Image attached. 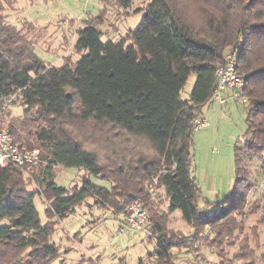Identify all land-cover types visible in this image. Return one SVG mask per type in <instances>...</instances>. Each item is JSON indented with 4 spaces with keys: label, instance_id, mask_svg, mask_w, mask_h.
<instances>
[{
    "label": "trees",
    "instance_id": "obj_1",
    "mask_svg": "<svg viewBox=\"0 0 264 264\" xmlns=\"http://www.w3.org/2000/svg\"><path fill=\"white\" fill-rule=\"evenodd\" d=\"M3 1L0 106L17 96L23 113L6 126L20 145L38 147L42 162L25 171L0 166V220L8 219L0 225V264H54L59 249L51 240L52 218L63 219L87 197L124 215L133 200L144 205L151 200L156 182L168 196V210L179 209L194 232L242 205L255 184L242 162L264 154V0H150L137 27L118 41L101 40V12L77 29L73 48L79 59L60 66L35 54L30 27L5 20ZM132 2L114 0L123 9ZM191 7L200 21L193 19ZM226 51L236 53L244 81L247 128L243 144L234 147L230 194L235 201L223 212H206L199 209L201 190L190 170L192 121L212 100L216 68ZM191 74L195 82L188 98L181 99ZM88 122L107 126L106 164L77 139L74 126ZM57 166L83 168L111 185L99 186L84 176L81 186H58ZM260 167L264 170V161ZM30 182L37 190L27 188ZM36 193L45 203V223L34 204ZM149 211L146 228L155 248L147 256L168 263L171 249L187 247L191 239L168 232L163 216L149 222Z\"/></svg>",
    "mask_w": 264,
    "mask_h": 264
},
{
    "label": "rangeland",
    "instance_id": "obj_2",
    "mask_svg": "<svg viewBox=\"0 0 264 264\" xmlns=\"http://www.w3.org/2000/svg\"><path fill=\"white\" fill-rule=\"evenodd\" d=\"M149 1L133 0L123 9L114 0H4L2 13L17 28L30 27L34 52L46 64L60 66L66 61L73 65L81 55L73 48L76 32L86 20L94 21L91 17L104 12L98 25L102 31L100 38L118 41L137 27ZM191 15L200 21L193 8ZM194 82L195 75L191 74L180 91L181 99L188 98ZM212 103L210 100L203 107L209 125L192 132L190 170L201 190L199 209L206 212L222 209L223 212L235 201L230 194L235 180L234 147L244 142L247 105L241 99H230L222 107ZM1 107V120L5 124L23 113V106L15 95L8 97ZM78 124L74 127L81 146L97 154L98 161L106 164L103 139L107 126L93 122ZM263 161L264 154L242 162L255 184L245 193L239 208H230L227 217L213 226L200 227L199 232H194L182 219L179 209L168 210L164 188L152 182L151 200L145 205L150 209L149 222L163 216L168 232L191 239L187 247L171 249L168 263L156 262L147 256L155 248V239L147 232L148 224L142 230L119 233L122 214L87 197L63 219L52 218L56 224L51 240L59 249L54 264H264V170L260 167ZM84 176L96 185L107 188L111 185L107 179L88 176L83 168L57 166L54 170V182L67 189L81 186ZM27 188L35 190L37 186L30 182ZM34 204L41 223H45L48 217L41 194L34 195ZM4 224H8L7 218L0 220V225Z\"/></svg>",
    "mask_w": 264,
    "mask_h": 264
},
{
    "label": "built area",
    "instance_id": "obj_3",
    "mask_svg": "<svg viewBox=\"0 0 264 264\" xmlns=\"http://www.w3.org/2000/svg\"><path fill=\"white\" fill-rule=\"evenodd\" d=\"M237 57L235 52L226 51L216 68V85L212 90V104L222 107L229 99H241L246 102L243 94L244 81L237 73ZM3 107L0 106V166H12L21 171L35 167L42 162L38 147L20 145L1 120ZM209 125L204 115L196 116L192 121V130ZM119 233L125 230H142L148 222V208L139 200H133L122 215ZM90 252V250H89Z\"/></svg>",
    "mask_w": 264,
    "mask_h": 264
},
{
    "label": "crops",
    "instance_id": "obj_4",
    "mask_svg": "<svg viewBox=\"0 0 264 264\" xmlns=\"http://www.w3.org/2000/svg\"><path fill=\"white\" fill-rule=\"evenodd\" d=\"M114 19H115V18H114ZM64 57H65V56H64ZM229 100H230V99H229ZM229 100H228V101H229ZM228 101H227V102H228ZM204 106H205V104H204V105L202 106V108H201L202 115H204V113H203V107H204Z\"/></svg>",
    "mask_w": 264,
    "mask_h": 264
}]
</instances>
